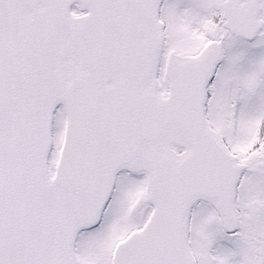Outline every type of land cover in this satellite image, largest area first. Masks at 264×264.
<instances>
[{
  "label": "snow or ice",
  "instance_id": "6c2138e0",
  "mask_svg": "<svg viewBox=\"0 0 264 264\" xmlns=\"http://www.w3.org/2000/svg\"><path fill=\"white\" fill-rule=\"evenodd\" d=\"M0 264H264V0H0Z\"/></svg>",
  "mask_w": 264,
  "mask_h": 264
}]
</instances>
